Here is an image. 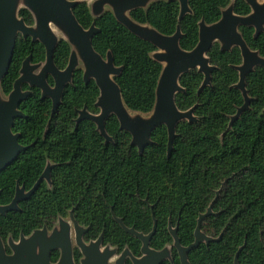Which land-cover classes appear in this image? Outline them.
I'll return each instance as SVG.
<instances>
[{
  "label": "trees",
  "instance_id": "obj_1",
  "mask_svg": "<svg viewBox=\"0 0 264 264\" xmlns=\"http://www.w3.org/2000/svg\"><path fill=\"white\" fill-rule=\"evenodd\" d=\"M230 2L189 0L193 14H187L180 22L181 46L192 49L199 39V20H218ZM234 9L239 14L251 11L245 0H235ZM179 11L178 1H160L147 11L135 9L131 15L169 35L177 29ZM74 13L84 27L94 21L85 0L75 6ZM20 15L27 23H33L28 9H21ZM96 25L100 32L93 38L94 47L103 55L111 50L115 63L123 66L117 81L126 104L132 110L150 112L162 69V64L151 56L157 47L131 32L110 11L99 17ZM240 29L251 48L264 55V31L255 35L253 27ZM28 55L33 62L44 61L45 47L41 42H33L30 36L19 35L9 71L2 80L6 94L12 90ZM69 55L70 45L62 38L55 50L56 65L64 68ZM208 55L216 67L211 85L198 93L204 74L197 68L180 79L185 91L177 93L176 103L182 110L198 104L194 113L199 120L178 124L170 156L165 124L153 130L154 143L143 154L131 144V133L121 129L115 115L106 121V130L113 137L109 143L93 121L84 119L76 124L77 111L85 105L91 112L99 111L95 105L99 87L93 79L85 82L81 68L74 74L73 85L65 88L63 101L45 136L52 100L42 97L40 88L32 87L33 94L20 104L25 116L17 118L13 126L20 133L19 142L29 147L0 171V203L12 200L17 181L31 188L48 159L55 164L53 188L42 181L30 199L20 202L21 211L0 213L1 237L6 240L12 234L17 238L22 231L28 234L72 207H76V213H108V217H101L102 221L110 220L112 207L128 225L149 230L154 222L150 207L153 205L158 221L153 242H169L171 218L173 225L179 224L183 242L188 243L193 240L198 216L207 210L221 188L213 203V214L204 218L202 229L212 237L223 233L222 238L209 247L202 244L195 248L190 258L196 263L233 264L234 254L246 242L239 255L240 263L264 264V66L259 65L247 74L251 107L226 131L231 115L244 102L241 90L234 87L239 71L233 66L242 62V54L238 46L221 50L215 43ZM49 81L53 83L52 77ZM23 88L30 86L23 84Z\"/></svg>",
  "mask_w": 264,
  "mask_h": 264
},
{
  "label": "water",
  "instance_id": "obj_2",
  "mask_svg": "<svg viewBox=\"0 0 264 264\" xmlns=\"http://www.w3.org/2000/svg\"><path fill=\"white\" fill-rule=\"evenodd\" d=\"M81 1L84 0H0V171L10 165L21 151L29 147L19 142L20 133L13 130L15 120L25 116L20 104L33 94V90L24 89L23 84L40 88L42 97H49L52 100L51 116L44 132L45 136L54 113L63 101L64 90L68 85H73L74 74L79 68L82 69L86 83L95 80L100 94L95 103L99 111L91 112L85 105L77 111L76 124L84 119L93 121L96 130L105 138V142L109 143L113 142V137L106 130V121L115 115L121 129L131 133V144L138 148L140 154H143L147 146L154 143L153 130L165 124L168 130V156H170L177 136L178 124L183 120L189 122L199 120L194 113L198 104L182 110L176 103V95L185 91L180 83L182 75L193 68L204 74L198 93L204 87L211 85L212 72L216 67L210 62L208 52L215 43L219 44L221 50H231L234 46H238L242 54V62L233 66L239 71V80L234 87L241 90L244 102L237 108L236 113L231 115L226 131L244 111L251 107L252 97L246 87V76L257 66H264V55L258 49L251 48L240 28L253 27L255 35L264 31V0H245L251 7V11L247 14L236 13L235 0H231L222 9L218 20L208 23L204 18L200 19L199 39L192 49H184L181 46L183 32L180 22L187 14H193L189 0H85L94 18L89 27H84L74 13L75 6ZM160 1L179 2V23L173 34H164L149 22H139L131 15V11L135 9L142 8L147 11L152 4ZM22 8L32 13L33 23H27L20 15ZM108 11L112 12L131 32L157 47L151 56L162 64V69L156 86L155 104L148 113L132 110L126 104L117 81V77L122 74L123 66L115 63L113 52L108 50L106 55H103L94 47L93 38L100 32L96 20ZM19 35L24 38L30 36L33 42H41L45 47L46 55L44 61L39 62H33L32 56L28 55L22 62L12 90L6 94L2 89V80L9 71ZM62 38L70 45V55L67 65L59 68L55 63L54 55ZM49 76L52 77L53 83H50ZM262 111L264 112V108ZM226 131L220 136L221 139ZM54 166L55 164L48 159L41 176L28 190L24 184L21 185L17 181L13 199L7 204L0 203V213L5 215L10 210H20L19 202L29 199L44 180L47 181L48 188L52 189ZM220 190L221 188L217 190L216 197L207 210L198 216L194 231L195 240L188 246H180L177 235L178 225L174 227L171 220L169 221L174 244L180 247L182 253L183 264H189L187 257L189 250L196 248L201 242L208 243L222 236L221 233L218 237H211L202 230L204 218L213 214V203L219 196ZM150 207L154 225L147 238H150L157 226L153 205ZM117 219L126 227L121 218ZM129 230L142 236L134 227ZM6 244L11 247V253L7 252ZM55 244L48 236L46 227L35 229L28 235L21 234L17 241L9 236L7 243L0 235V264H52L50 252ZM245 244L246 242L236 252L235 264H239L238 255Z\"/></svg>",
  "mask_w": 264,
  "mask_h": 264
},
{
  "label": "flooded vegetation",
  "instance_id": "obj_3",
  "mask_svg": "<svg viewBox=\"0 0 264 264\" xmlns=\"http://www.w3.org/2000/svg\"><path fill=\"white\" fill-rule=\"evenodd\" d=\"M31 88L32 87L28 89ZM75 208L76 207H72L65 213H57L55 218L51 221L44 223L43 226L32 229L33 231L35 229L46 227L48 236L56 243L50 252V261L52 264H183L182 253L180 247L174 244V236L171 234L169 222L168 231L171 236L169 242L155 244L153 239L158 230L157 226L155 232L150 238H147L146 236L151 233L153 226L149 230L136 229L134 226L128 225L123 217L116 215L112 207L109 221L101 220V217H108V213H76ZM72 209H74L73 212ZM19 211H21V208ZM117 218H121L126 227H124ZM170 220L171 218H169V221ZM107 224H109V226H107ZM115 224L119 226L115 227ZM176 225H178L177 235L179 236L180 246L186 247L191 244L195 240V229L193 230V240L184 243L179 235V224L177 223ZM176 225L173 226L175 227ZM131 227H134V229L142 236L129 230ZM32 231H30V233ZM21 234L28 235L22 231L17 238L12 234H9L6 240H3L7 243L9 236H12L14 240L17 241ZM221 238L222 236L220 239ZM211 242H201L197 247L202 244L209 247ZM194 249L195 248H192L187 253L189 264H206V262L196 263L190 258V254ZM6 250L8 253L12 252V249L8 244H6ZM235 255L236 253L234 254L233 264H235ZM239 255L238 263L241 264L239 261Z\"/></svg>",
  "mask_w": 264,
  "mask_h": 264
}]
</instances>
